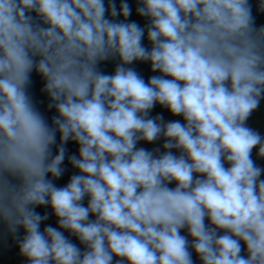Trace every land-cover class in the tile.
I'll return each instance as SVG.
<instances>
[{
  "label": "clouds",
  "instance_id": "1",
  "mask_svg": "<svg viewBox=\"0 0 264 264\" xmlns=\"http://www.w3.org/2000/svg\"><path fill=\"white\" fill-rule=\"evenodd\" d=\"M137 3L145 27L126 0H0V221L24 230L27 264H264V133L247 123L264 100V26L249 0ZM156 105L183 122L150 117ZM69 141L78 174L57 187ZM39 206L58 227L41 231Z\"/></svg>",
  "mask_w": 264,
  "mask_h": 264
},
{
  "label": "trees",
  "instance_id": "2",
  "mask_svg": "<svg viewBox=\"0 0 264 264\" xmlns=\"http://www.w3.org/2000/svg\"><path fill=\"white\" fill-rule=\"evenodd\" d=\"M110 0H105V6L107 7L109 4ZM117 10H119V6L121 3V0H114ZM126 2L129 4L130 9H131V15L128 18L127 22H133L135 21L136 23H138L141 27H145L148 24V19L145 17H140L137 12H136V8L139 6L137 3V0H126ZM249 4L251 5V11H252V16L254 18V23L256 27H261L264 26V11H261L259 8V0H249ZM108 14L106 13V16ZM111 18V17H108ZM117 21H121L124 18L122 16H118ZM144 44L146 47L150 48V44L146 39V32H145V39H144ZM50 102L45 98V97H40L39 101H38V110L44 115H48V113L51 111V109L48 108V104ZM164 108L160 105H156L153 110L150 112V114H159ZM253 116L258 118L260 121H262L264 123V106H259L254 112H253ZM60 144V140H59V133H57V138H56V144L52 147V153L53 156L57 153V148ZM146 148L148 150H152L154 149V144L151 143H145ZM78 144L74 141H69L66 145V156H65V160L62 164V167L65 169L64 174L61 176L60 179L55 180L54 183L56 184L57 187H63L65 186L72 175L74 174H78V170L74 169L71 164L69 163L68 157L71 155H76V150L78 149ZM170 186V184L168 185ZM87 197H85V200L83 201L84 205H87ZM35 211L37 213H39L40 215H44L47 214L48 215V219L46 221H43L40 225V229L41 231H43L44 227L46 226H52V227H58L56 224V217L54 216L52 209L50 207L47 206H39L35 209ZM2 228L4 229V231L7 233L8 237L10 238V240L13 242L14 244V250L19 252V248H18V242L19 239H21L23 237L24 230L21 228L18 230L17 234L15 236L11 235L10 233H8L6 225L2 222Z\"/></svg>",
  "mask_w": 264,
  "mask_h": 264
},
{
  "label": "water",
  "instance_id": "3",
  "mask_svg": "<svg viewBox=\"0 0 264 264\" xmlns=\"http://www.w3.org/2000/svg\"><path fill=\"white\" fill-rule=\"evenodd\" d=\"M31 15L35 16V13H31ZM118 63V58L103 61L99 64V70L104 74H114L115 68ZM130 67H134L135 70L140 73V75L146 81L149 77L160 74L159 72L153 73L151 71V66L149 62L134 61L133 64L130 65ZM44 84L45 81L43 80V78L37 72L33 71V73L31 74V84L29 85L28 93L31 96L33 104L35 105L37 110L38 101L41 96L45 97L49 102H51L47 93L43 91ZM53 110L55 111L54 108ZM14 251V244L2 228V221H0V264H3V262L11 258L14 254Z\"/></svg>",
  "mask_w": 264,
  "mask_h": 264
},
{
  "label": "rangeland",
  "instance_id": "4",
  "mask_svg": "<svg viewBox=\"0 0 264 264\" xmlns=\"http://www.w3.org/2000/svg\"><path fill=\"white\" fill-rule=\"evenodd\" d=\"M259 106H264V100L261 101ZM52 110V109H51ZM157 115H161L163 116L164 122H169V121H173V120H181V122H183L182 117L179 116H173L167 109H163L159 114H150V117H155ZM248 125L262 131V133H264V123L262 121H260L258 118L253 116V113L251 115V117L249 118V120L247 121ZM163 143V140L154 142V148L158 147L160 144ZM137 147H145V142L141 141L137 144ZM161 151H163L161 149ZM174 154H179L178 150H173ZM76 155H78V149L76 150ZM253 159L255 160V162L260 165V166H264V159H259L256 157L255 154V150L253 152ZM228 166V165H226ZM262 178H264V176H262ZM169 187L174 188L175 187V182H173L172 184H170ZM87 206V205H86ZM94 216H90V219H94ZM56 224L58 226V222H57V218H56ZM63 231V230H62ZM65 236L68 237L72 243L76 244L81 251L84 250V245L80 244V242L78 241V239L74 236H72L69 232L65 231L64 232ZM183 235H187V230H182ZM189 240H191V238L189 237ZM193 260H194V264H200L198 258L196 257L195 253H193ZM3 264H27V261L24 257L19 255V252L14 251V254L12 255L11 258H9L8 260H6L5 262H3Z\"/></svg>",
  "mask_w": 264,
  "mask_h": 264
},
{
  "label": "flooded vegetation",
  "instance_id": "5",
  "mask_svg": "<svg viewBox=\"0 0 264 264\" xmlns=\"http://www.w3.org/2000/svg\"><path fill=\"white\" fill-rule=\"evenodd\" d=\"M56 115H57L56 111H54V110L52 109V110L48 113V115L45 116L47 122H48L50 125H51V123H52V118H53L54 116H56Z\"/></svg>",
  "mask_w": 264,
  "mask_h": 264
}]
</instances>
